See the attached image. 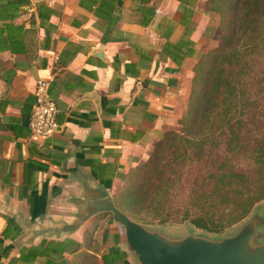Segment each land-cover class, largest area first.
<instances>
[{
    "label": "crops",
    "instance_id": "crops-1",
    "mask_svg": "<svg viewBox=\"0 0 264 264\" xmlns=\"http://www.w3.org/2000/svg\"><path fill=\"white\" fill-rule=\"evenodd\" d=\"M220 22L210 0H0V264H141L109 203L182 129Z\"/></svg>",
    "mask_w": 264,
    "mask_h": 264
},
{
    "label": "trees",
    "instance_id": "trees-1",
    "mask_svg": "<svg viewBox=\"0 0 264 264\" xmlns=\"http://www.w3.org/2000/svg\"><path fill=\"white\" fill-rule=\"evenodd\" d=\"M210 4L221 14V33L231 10L240 26L196 64L180 121L185 135H164L127 202L139 222L168 223L180 213V222L217 234L264 199V0Z\"/></svg>",
    "mask_w": 264,
    "mask_h": 264
},
{
    "label": "water",
    "instance_id": "water-1",
    "mask_svg": "<svg viewBox=\"0 0 264 264\" xmlns=\"http://www.w3.org/2000/svg\"><path fill=\"white\" fill-rule=\"evenodd\" d=\"M108 209L141 264H264V232L257 229L260 222L255 225L249 220L234 237L221 241L166 239L114 204L109 203Z\"/></svg>",
    "mask_w": 264,
    "mask_h": 264
},
{
    "label": "rangeland",
    "instance_id": "rangeland-1",
    "mask_svg": "<svg viewBox=\"0 0 264 264\" xmlns=\"http://www.w3.org/2000/svg\"><path fill=\"white\" fill-rule=\"evenodd\" d=\"M224 26L225 27L223 29V33L224 31H226L232 34L233 32L232 27H235L238 30V27L240 26V22L238 21V18L236 17L234 10L230 11L229 15L227 16L226 22H224ZM223 33H221V29H220L219 46L217 48L225 44L224 43L225 37L223 36ZM237 37L238 36H236L235 39H237ZM263 96H264V93H263ZM262 104H264V99L262 100ZM183 129L184 127L182 125V129L176 132L181 133L182 135H185ZM160 142L155 147L154 152L150 156L148 161L140 165L136 170H134L130 179L124 184V186L118 189L116 192H114V198L116 199V204L118 205V207L122 211L127 213L133 220H136L134 219L136 215H134L132 210L128 207L127 199H129L132 196L131 193L135 190L134 188L138 187L143 182V180L146 179L148 175V172H147L148 169L146 165L149 164L155 158V151L158 145L160 144ZM161 152L162 154L168 152L166 145L162 146ZM184 198L185 197L183 196L177 197L176 198L177 203H181ZM139 216H141V214ZM172 217H174L175 220H170L168 223H159L157 221H153L151 223H145V224L150 226L153 231H156V232L158 231L159 233L161 232L162 236H164L166 239L192 237V238H195L198 240H204V241H221L224 238L226 239V238L234 237L235 234L238 232V230L242 227V225L249 220L251 223H254L255 225L256 223L258 224V222H260L259 226H257V229L258 231L264 232V199L254 206L251 213L245 219L231 226L230 228L226 229L222 233H218V234L209 233V232L197 229L188 221L180 222V219H179L180 213L172 215ZM140 223H143V222H140Z\"/></svg>",
    "mask_w": 264,
    "mask_h": 264
},
{
    "label": "built area",
    "instance_id": "built-area-1",
    "mask_svg": "<svg viewBox=\"0 0 264 264\" xmlns=\"http://www.w3.org/2000/svg\"><path fill=\"white\" fill-rule=\"evenodd\" d=\"M35 103L30 114L28 126L33 135L41 137L51 136L57 128V106L49 93L48 80L36 82Z\"/></svg>",
    "mask_w": 264,
    "mask_h": 264
}]
</instances>
